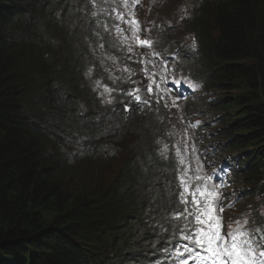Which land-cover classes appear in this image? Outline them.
I'll list each match as a JSON object with an SVG mask.
<instances>
[{
	"label": "trees",
	"instance_id": "trees-1",
	"mask_svg": "<svg viewBox=\"0 0 264 264\" xmlns=\"http://www.w3.org/2000/svg\"><path fill=\"white\" fill-rule=\"evenodd\" d=\"M91 6L0 0V264H167L185 223L173 217L185 207L186 171L176 176L148 141L157 116L125 113L123 95L102 109L109 86L99 98L90 87L102 74L99 48L109 49ZM187 25L220 94L205 104L217 115L216 151L237 158L229 191L240 206H264V0H204ZM104 138L115 156L100 149ZM103 162L105 179L88 170Z\"/></svg>",
	"mask_w": 264,
	"mask_h": 264
},
{
	"label": "snow or ice",
	"instance_id": "snow-or-ice-1",
	"mask_svg": "<svg viewBox=\"0 0 264 264\" xmlns=\"http://www.w3.org/2000/svg\"><path fill=\"white\" fill-rule=\"evenodd\" d=\"M137 3L139 0H133V7ZM125 6H128V0H125ZM129 15L131 19H125L124 14H118L117 19L132 27V38L140 46L151 47L150 40L139 39L140 21L135 18V13L130 12ZM117 31L122 33L124 30L117 26ZM147 90L152 92V83H149ZM139 91L138 88L132 89L126 94L139 101ZM180 179L184 187V192L180 193V202L185 207L176 212L173 218H183L185 223L182 227L175 226L174 235L169 240L171 247L165 249L174 264H189L190 261L191 264H264V235L257 240L253 232L242 227L230 228L227 233L222 231L224 225L220 214L225 210V197L216 191L220 186L192 185L183 176ZM234 206V203L228 205Z\"/></svg>",
	"mask_w": 264,
	"mask_h": 264
},
{
	"label": "rangeland",
	"instance_id": "rangeland-1",
	"mask_svg": "<svg viewBox=\"0 0 264 264\" xmlns=\"http://www.w3.org/2000/svg\"><path fill=\"white\" fill-rule=\"evenodd\" d=\"M199 3L200 0H139V4H140L139 10L140 12H142L143 17L146 19V21H144V26H145L144 30L147 29L149 23L147 21H150L153 17H163V18L171 19L174 23H178L179 20L185 19L189 16L191 7H193L195 11ZM135 7H138V5ZM179 25H181V22L180 24H177V27L171 26L174 29L176 28V30L173 31L171 35L172 37L177 35L176 41L181 40L185 35H187L183 31L179 32L180 30L178 28ZM130 38L134 46V49H131V51L132 50L138 51L140 45L137 43L135 39L132 38V35L130 36ZM179 47L182 50V46ZM136 59L141 63L143 62V57L139 54L136 56ZM195 65L196 62H195V58L193 57V59L189 61L187 69L190 70V74L194 78L200 81H204L205 78L202 74L200 66L198 68H195ZM192 69H194V72L192 71ZM181 70L186 71V69H181ZM172 80L173 79L168 73L167 76L163 79L162 85L154 86L153 95L156 98L155 104L158 106V109L163 119H165L169 124L179 125V133L182 140L184 141L182 145V152L186 154L187 157H192L196 147L198 146V151L195 156L196 159L194 158L191 159L192 173L194 174V182L192 183V185H201V184H208L209 186L214 185L215 183L213 184L209 177L210 169L206 167L203 162V158L207 156L209 149L206 145V141L207 139L210 138L209 135H211L208 132L209 128L207 121H209L214 116V114L209 110H205L203 112H200L199 117L194 115L190 109V106L193 105L192 102L188 103L187 101H181L176 94H172L168 92V90L166 89L165 84L166 83L170 84ZM203 84L205 88H207V84L206 83ZM174 89H179V88H174ZM216 94H217L216 91H211L209 94L207 93V96L209 95L210 97H212ZM173 101H175V103H173ZM192 121H193V126L191 129L189 125ZM194 121H197L199 123L198 128H196L195 130L193 129L196 126ZM112 143L114 142L112 141ZM116 148L117 146L111 147L109 154L112 155L113 152L116 150ZM223 155L226 156L228 154L224 153ZM199 163L202 166V171ZM96 166L100 168L97 169L94 167H90L88 168V170L92 172L102 171L100 178L105 179L106 173L108 171V164L103 162L97 164ZM231 169L232 168L229 167L228 171H230ZM116 170L117 168L114 167L112 169V174L116 173ZM197 177H199L200 179H197ZM68 180H69L68 178H63V182L65 184H67ZM71 185L72 183H68V187H70ZM221 191L224 194V192H226V188L221 187ZM228 192L230 193L229 189ZM228 198H231V196L229 195ZM249 208H251V210L257 211L258 213L264 212V207L262 206V204L259 203L253 204L250 201L247 204L237 207L235 212H230V213H238L240 215H244V213H246V210H248ZM226 215H228V213L223 216V221H226L227 219L225 218ZM237 226L238 225L236 223H230L228 226V230H230V228H235Z\"/></svg>",
	"mask_w": 264,
	"mask_h": 264
},
{
	"label": "bare ground",
	"instance_id": "bare-ground-1",
	"mask_svg": "<svg viewBox=\"0 0 264 264\" xmlns=\"http://www.w3.org/2000/svg\"><path fill=\"white\" fill-rule=\"evenodd\" d=\"M200 4V3H199ZM199 4H198V6H199ZM133 7V6H132ZM196 11V10H195ZM104 92V91H103ZM176 94H177V97L181 100V101H187L188 103H190V101L189 100H187V99H184L185 97L181 94V92L180 91H177L176 92ZM186 96V95H185ZM116 119V118H115ZM133 121V120H132ZM112 141L114 142V138H112V139H109V138H104V142H103V144H102V146H101V150H102V152L104 153V154H106L107 152L109 153V151H110V149H111V147H113V143H112ZM115 143V142H114ZM61 151V150H60ZM229 151V150H228ZM241 152V151H240ZM60 160V159H59ZM95 161V160H94ZM71 164V163H70ZM92 166H94V165H92ZM70 167V166H69ZM232 169L230 170V171H226L225 173H224V175L221 177V179H220V181L219 182H217V183H215L214 185H218V186H220V185H230V188H229V190H231V189H233L234 187H233V183H234V176H235V174H236V170L238 169V166H236V164L235 165H232V166H230ZM220 182H221V184H220ZM226 182V183H225ZM223 187H226V186H223ZM218 192H220V193H222V191H221V189H219V191ZM230 193H233V195L231 196V200L229 201V203H234L235 204V206L234 207H232V208H234V209H236L237 207H239L240 206V200H237V198L239 197V195H241V194H237V193H234V191H230ZM223 194V193H222ZM242 196V195H241ZM180 205H181V207H182V204L180 203ZM262 210H263V208H262ZM250 213V212H249ZM252 214V213H251ZM257 225V224H256ZM180 226H182V225H180ZM174 234V233H173ZM170 239V238H169Z\"/></svg>",
	"mask_w": 264,
	"mask_h": 264
},
{
	"label": "clouds",
	"instance_id": "clouds-1",
	"mask_svg": "<svg viewBox=\"0 0 264 264\" xmlns=\"http://www.w3.org/2000/svg\"><path fill=\"white\" fill-rule=\"evenodd\" d=\"M203 1L204 0H200V4L203 3ZM197 10H198V7L196 8V11H194V9H193V11H192L193 16L196 14ZM189 22H190V20H189ZM189 22H187V24ZM184 33L187 34V35H185L182 38V41H181V45L180 46H182V50L184 51V55H185L184 58L189 62L190 60L193 59L194 55L198 53L199 44L195 40L194 34L189 30V27L187 28L186 31H184ZM195 62H196L195 68H198L200 65H197V62H198L197 61V58H195ZM200 69H201V67H200ZM192 71L194 72V69H192ZM188 72L190 73V70H188ZM192 78H194V77L192 76ZM204 83L207 84V87L210 85L209 81H207L206 79L204 80ZM154 128L155 127L153 125L152 131L154 130ZM147 132H149V129H148ZM116 153H117V150H115L112 155L115 156Z\"/></svg>",
	"mask_w": 264,
	"mask_h": 264
}]
</instances>
